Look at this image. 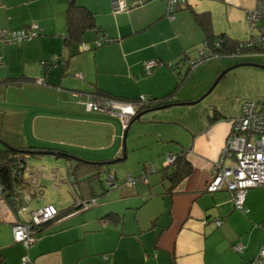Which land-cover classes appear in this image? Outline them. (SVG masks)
<instances>
[{
  "label": "crops",
  "instance_id": "0c3cea01",
  "mask_svg": "<svg viewBox=\"0 0 264 264\" xmlns=\"http://www.w3.org/2000/svg\"><path fill=\"white\" fill-rule=\"evenodd\" d=\"M77 1L117 40L98 48L90 42L93 49L85 51L79 44L68 48V0H0V31L41 26L31 41L0 42V148L49 146L89 160L115 159L123 154L127 128L118 113L89 107L92 91L132 100L176 90L128 126L127 159L140 154L128 175L138 176L146 166L156 171L148 183L130 185L118 172L126 158L111 164L121 185L108 192L101 187L93 207L59 215L28 252L13 230L28 215L15 213L0 190V264H24L27 254V264H250L264 243V186L248 190L246 213L236 210L226 189L206 187L244 100L262 99L248 75L257 67L225 60L193 67L192 61L206 38L195 13L210 14L215 35L246 40L253 33L246 11L257 0H188L171 13L167 0H123L127 9L119 12L115 0ZM152 59L159 64L149 74L145 64ZM183 150L192 170L173 183L161 172L166 153ZM35 168L30 159L28 171L45 195V178ZM69 180L67 170L55 180L60 206L39 208L54 204L61 212L73 206ZM215 218L222 220L220 227ZM237 242L245 245L244 253L235 251Z\"/></svg>",
  "mask_w": 264,
  "mask_h": 264
},
{
  "label": "trees",
  "instance_id": "16d2710c",
  "mask_svg": "<svg viewBox=\"0 0 264 264\" xmlns=\"http://www.w3.org/2000/svg\"><path fill=\"white\" fill-rule=\"evenodd\" d=\"M179 5H183V4H179ZM177 7L175 9H177ZM175 9L173 11H175ZM194 16L198 24L201 25V27L206 33V38L203 44L208 45V48L211 50L209 51L210 53L209 57L203 58L200 62L197 63V65H200L201 63L209 59H218L220 61H224V59L226 58L232 59V58L253 57V56L240 57L239 55H237L239 54V52H242L245 50V48L241 47L242 41L233 40L227 37L226 35H215L214 34L213 29H212V24H211V17L209 13H195ZM65 28H66V34L64 35V45L68 48L72 47L73 45L79 44L81 50L85 51L88 49H93L89 45L90 42H93L95 44L94 48H98L106 43L117 40V38L110 37L109 35H107V33H105L100 28V26L97 24L95 13L91 11L88 7L82 4H79L77 0H68V6L66 10V27ZM90 32L94 33V38H92L91 40H88L87 35ZM40 35H41V32L38 36ZM195 66L196 64L193 65V67ZM189 75H190V72L186 73L184 77L180 75L176 89H178L180 86H182L186 82ZM14 81H19V79H15ZM175 92L176 90L164 96L163 98H155L152 96H146L147 99L145 102H143L142 105L138 103L139 101H141V97L130 100V99H125V98L114 96L107 92H103L100 89L96 91H92L93 94H91V96L95 98L104 97V98L115 99L119 101L134 102L138 106L140 105L137 110V114H136L138 115L139 113L144 112L145 110H150L152 108H156L162 104H165V102L170 97H172V95ZM248 100H253V99H246L244 100V102ZM256 100H264V99H256ZM213 115H217V112H215V114ZM43 152H56V155H54L56 158L61 157L66 160L67 175L70 179L69 183L72 186V191L75 195L76 202L74 203L73 206L67 207L61 212L56 207L59 211V214L55 218L50 219L40 225H36L34 227V230L36 233V241H37L38 236L42 232H44L45 229L54 220L59 218V215H67L69 213H73L75 211H80V210L82 211V210H85V209H88L90 207L97 205L99 203V196L101 194H99L94 183H98L102 188H104L105 192L114 190L121 185L120 178L118 177L116 172L113 171L114 168L111 165L112 163H109V161L113 159L111 160L84 159V158L78 157L74 153H71L67 150H62V149L53 148L49 146H41V147L28 146L25 148L10 147V148H4V149L0 148V190L5 196V199L7 200L8 204L10 205V207L15 213H19L20 211H23V209L26 208V205L29 204L33 200L34 197H37L40 194L39 192L40 185H38L36 181L34 182L33 180L29 178V173H28L29 172L28 171L29 161L26 162L25 158H28V160H30L34 156L44 154ZM184 152L185 151L183 150L179 153H175L173 151H169L166 153V161H167L168 154H172L173 156H175V159L171 163L166 164L167 167H163L161 172H164V176L170 179L173 183L181 180L182 178L190 174L192 170V165L186 159V157H184L185 156ZM126 153H127V150H126ZM126 159H127V156H126ZM151 168H153V170H151ZM153 171H156L155 166H151V167L146 166L142 169L140 176L146 183H148L149 182L148 176ZM110 175L112 176V179L109 181ZM128 177H132L133 179H135V182L132 184L134 185L137 181L136 180L137 177L127 175L123 179V182L129 183ZM145 179H147V181ZM93 200L96 203L92 205L90 203ZM86 204H89L88 208L85 207ZM243 213H246V212H243ZM107 216L111 217V214H108ZM113 218H116V216H114ZM216 219L217 218H215V222H216ZM29 221L30 219L23 220V221L18 220L16 223L29 222ZM17 243L23 244L22 242H17ZM35 243L33 245H35ZM237 244H242L244 246L243 252H238L235 249V246ZM33 245L31 247H33ZM263 246H264V243L260 247L259 252L251 260L250 264H253L255 259L260 255V251ZM31 247L29 248L26 247L27 252L29 251ZM233 247L235 251H237L238 253L245 252V245L242 242L235 243ZM27 256L30 257L28 254Z\"/></svg>",
  "mask_w": 264,
  "mask_h": 264
},
{
  "label": "built area",
  "instance_id": "2783aa9c",
  "mask_svg": "<svg viewBox=\"0 0 264 264\" xmlns=\"http://www.w3.org/2000/svg\"><path fill=\"white\" fill-rule=\"evenodd\" d=\"M168 9L171 13L179 4L187 3L188 0H167ZM127 5L123 0H115V11H123ZM246 21L253 29V33L246 40H241V47L244 51L239 52L240 57L257 56L264 59V0H257L256 6L246 11ZM41 32V26L33 23L29 27L17 30H1L0 42L7 45L20 44L31 41ZM211 51L208 45L203 44L198 51V56L193 65H197L203 58L209 57ZM0 58V65L3 64ZM44 63V62H43ZM158 65L154 59L148 60L145 64V71L151 73L152 69ZM42 82V81H41ZM89 107L95 106L101 111L118 113L123 119L125 129L128 128L132 119L136 116L139 106L134 102L119 101L104 97L95 98L91 96ZM146 97H141L139 104L146 101ZM175 156L167 155L166 164L174 161ZM225 159H232V164H225ZM28 162V158H25ZM214 175L207 184V191L215 192L226 189L231 195L236 209L247 212L246 195L249 189L264 185V100H248L241 107L240 115L235 121L231 133L227 137L220 161L215 165ZM29 178L36 181L33 173L29 172ZM112 179L110 175L109 181ZM147 181V179H145ZM128 182L132 185L135 179L128 177ZM93 200L90 204H95ZM89 204H86L88 208ZM59 214L58 209L53 204H48L43 208L36 209L30 215L29 222H18L14 225V238L17 242H22L27 248L31 247L36 241L34 227ZM216 224L220 226L222 221L216 219ZM235 249L238 252L244 251L242 244H237ZM30 259L25 257L24 264ZM253 264H264V246L260 255Z\"/></svg>",
  "mask_w": 264,
  "mask_h": 264
},
{
  "label": "rangeland",
  "instance_id": "374dc122",
  "mask_svg": "<svg viewBox=\"0 0 264 264\" xmlns=\"http://www.w3.org/2000/svg\"><path fill=\"white\" fill-rule=\"evenodd\" d=\"M225 61L228 62H233V65L236 64H241V63H254V64H258L260 66H264V59L261 57H257V56H253V57H247V58H226L224 59ZM216 62L218 63L220 60L218 59H209L205 62H203L202 64H200L199 66L203 65V64H207L209 62ZM232 65V66H233ZM253 67H257V70H252L251 72H249V80L251 83H254L253 80H255V83L258 84L259 90H262V93H260V95L258 96L259 98L264 99V67H258V66H253ZM196 75L201 77V72L198 70V72H196ZM207 75V72H203L202 76ZM195 85H193L192 87L194 88ZM188 91L189 88H188ZM187 91V92H188ZM238 117H236L235 119H233L232 122V127L235 123V121L237 120ZM227 140V139H226ZM146 150L143 151V153H145ZM141 152V151H140ZM137 158L140 156L139 153L136 154ZM134 157L128 158L126 159L123 163L125 164H121L118 172L121 175H124L123 178H125L128 174H132V173H128V170H131L132 167L131 165L136 164V161ZM231 161L233 162V160L231 159ZM231 162V164H232ZM32 165H34L36 168L35 169H39V171L42 173V176L40 177L41 180L42 178H45V181L42 182L43 186H42V190L45 192V195H38L37 197H34L33 200L26 205V208L23 209V213L28 215V219L30 218V215L32 214V212L36 209L39 208V206H41L43 203H50V202H55L56 205L57 202V198H59V196L62 194L61 190H58V188L55 186V180L59 181V179L64 175V172H66L67 170V164H66V160L64 158H56L54 155L51 154H40L38 156H34L32 157ZM228 165V164H227ZM52 174L56 175V178L54 177V175L52 176ZM141 174L139 173L138 176H134L137 177L136 180L139 183H143V179L140 176ZM153 174H149V179ZM44 180V179H43ZM96 188L98 189V191L100 192L101 190V186L98 183H95ZM253 189V188H252ZM263 186H259V187H254V190H262ZM69 193V192H68ZM60 206V205H58ZM43 208V207H42ZM40 209V208H39ZM95 208H92V211H94ZM237 211H240V209H236ZM91 212V211H90Z\"/></svg>",
  "mask_w": 264,
  "mask_h": 264
},
{
  "label": "water",
  "instance_id": "95a60500",
  "mask_svg": "<svg viewBox=\"0 0 264 264\" xmlns=\"http://www.w3.org/2000/svg\"><path fill=\"white\" fill-rule=\"evenodd\" d=\"M240 65H250V66H258V67H264V66H260V65H258V64H254V63H241V64H236L235 66H240ZM225 72V71H224ZM224 73H221L220 75H219V77L216 79V81L214 82V84L212 85V87L213 86H215V84L218 82V80L221 78V76L223 75ZM146 112L144 111V112H141V113H139L138 115H136L134 118H133V120L131 121V123H134L136 120H139L140 118H141V116L143 115V114H145ZM128 131H129V128H127L126 129V131H125V133H124V150H123V154L120 156V157H117V158H115V159H113V160H111V161H109V163H112V164H114V163H118V162H121V161H123L125 158H126V156H127V153H126V150H127V148H126V139H127V136H128ZM8 148H10L9 146H7ZM44 154H51V155H56V152H43Z\"/></svg>",
  "mask_w": 264,
  "mask_h": 264
},
{
  "label": "bare ground",
  "instance_id": "6f19581e",
  "mask_svg": "<svg viewBox=\"0 0 264 264\" xmlns=\"http://www.w3.org/2000/svg\"><path fill=\"white\" fill-rule=\"evenodd\" d=\"M257 2V1H256Z\"/></svg>",
  "mask_w": 264,
  "mask_h": 264
}]
</instances>
